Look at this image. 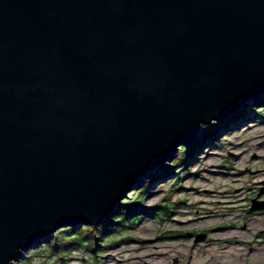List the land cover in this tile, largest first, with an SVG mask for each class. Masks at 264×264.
<instances>
[{
  "label": "water",
  "instance_id": "water-1",
  "mask_svg": "<svg viewBox=\"0 0 264 264\" xmlns=\"http://www.w3.org/2000/svg\"><path fill=\"white\" fill-rule=\"evenodd\" d=\"M261 94L264 0H0V264Z\"/></svg>",
  "mask_w": 264,
  "mask_h": 264
},
{
  "label": "rangeland",
  "instance_id": "rangeland-1",
  "mask_svg": "<svg viewBox=\"0 0 264 264\" xmlns=\"http://www.w3.org/2000/svg\"><path fill=\"white\" fill-rule=\"evenodd\" d=\"M253 99L241 119L219 127L221 145L193 149L187 163L171 168L175 155L137 180L138 189H147L144 205L180 202V208L163 222L143 219L135 229L114 233L112 243L131 240L101 253L96 264L264 263V210L249 211L253 198L264 200V104ZM186 232L206 237L195 242ZM37 252L25 251L22 264H46Z\"/></svg>",
  "mask_w": 264,
  "mask_h": 264
},
{
  "label": "trees",
  "instance_id": "trees-1",
  "mask_svg": "<svg viewBox=\"0 0 264 264\" xmlns=\"http://www.w3.org/2000/svg\"><path fill=\"white\" fill-rule=\"evenodd\" d=\"M253 100L264 104V94L256 96ZM249 104L250 103L244 104L238 111L241 112L242 109H244L245 106H249ZM230 117L231 116H227L225 118L229 119ZM213 123L206 125L205 127L202 126V128L209 130L214 129V131H216L217 128H213L211 126ZM193 149L195 151L194 147L188 148L187 146H183L180 148L177 158H175L177 161L175 163L172 161L170 167L177 168L178 165L187 163L186 160L189 159L190 155L194 154ZM178 177L179 175L177 174V180L179 179ZM146 192L147 189L144 187L134 190L130 196L118 205L117 209L111 216L98 225L76 227L68 226L61 228L55 234H52L45 241L34 248L39 250V252H37L39 255L36 257L51 256L61 259L67 256L70 251L82 248L90 252L94 260H96L100 257L101 253H105L106 250L111 248L113 245L129 242L131 240V238L127 237L112 243L110 242V238L114 233L121 232L126 229H135L136 225L143 219L150 218L163 222L168 220V217H170L171 213L174 212L172 211V208H180V202H173V206L169 204H155L152 206L144 205L142 201ZM47 249L49 250L47 253L48 255H41V253L43 254V251ZM22 263H24V260Z\"/></svg>",
  "mask_w": 264,
  "mask_h": 264
},
{
  "label": "built area",
  "instance_id": "built-area-1",
  "mask_svg": "<svg viewBox=\"0 0 264 264\" xmlns=\"http://www.w3.org/2000/svg\"><path fill=\"white\" fill-rule=\"evenodd\" d=\"M24 253L21 252L22 256L16 260V264H22ZM45 261L46 264H96V261L92 255L86 249H74L70 251L64 258H55L51 256L38 257ZM108 264V262L104 263Z\"/></svg>",
  "mask_w": 264,
  "mask_h": 264
},
{
  "label": "flooded vegetation",
  "instance_id": "flooded-vegetation-1",
  "mask_svg": "<svg viewBox=\"0 0 264 264\" xmlns=\"http://www.w3.org/2000/svg\"><path fill=\"white\" fill-rule=\"evenodd\" d=\"M264 111V110H263ZM263 113V112H262ZM260 115H261V113H258L257 114V116H259V118H260ZM231 117L229 118V119H223V120H221V121H219V122H215V123H213V125H211L213 128H217V130L216 131H214V129L212 130V129H204V132H203V134L201 135V137H200V139L197 141V142H195V143H193L190 147H194L195 148V150L197 149V148H199V147H202V145H204L205 144V146L208 144V143H212V142H215V144H217V145H221L220 143V138H219V136H220V131H219V127H221V126H223V125H227L230 121H231V119H233V120H236V119H241L242 118V114H241V112L240 111H238V112H236L235 114H233V115H230ZM234 122V121H233ZM229 129H232L230 126L228 127ZM237 128V126H235V128L234 129H236ZM229 129H227V132H230L231 130H229ZM229 130V131H228ZM224 132V131H223ZM226 132V131H225ZM190 147H188V148H190ZM200 150V149H199ZM183 164V163H182ZM181 164V165H182ZM260 196V195H259ZM254 199V198H253ZM252 199V200H253ZM251 200V201H252ZM252 204V203H251ZM250 208V207H249ZM262 210H264V209H262ZM250 211V210H249ZM255 211H258V210H255ZM250 212H253V211H250ZM188 234V232H186V234L185 235H183V236H188L187 235ZM195 234V233H194ZM261 235L262 236H264V234L263 233H261ZM188 237H193V236H188Z\"/></svg>",
  "mask_w": 264,
  "mask_h": 264
},
{
  "label": "bare ground",
  "instance_id": "bare-ground-1",
  "mask_svg": "<svg viewBox=\"0 0 264 264\" xmlns=\"http://www.w3.org/2000/svg\"><path fill=\"white\" fill-rule=\"evenodd\" d=\"M90 253V252H89ZM101 262V261H100ZM101 264V263H100Z\"/></svg>",
  "mask_w": 264,
  "mask_h": 264
}]
</instances>
